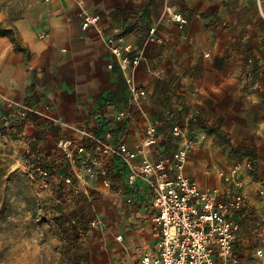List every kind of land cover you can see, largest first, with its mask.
<instances>
[{"label":"crops","instance_id":"crops-1","mask_svg":"<svg viewBox=\"0 0 264 264\" xmlns=\"http://www.w3.org/2000/svg\"><path fill=\"white\" fill-rule=\"evenodd\" d=\"M17 1L12 7L0 0V114H12L3 140L45 163L53 187H81L83 169L70 164L61 140L90 145L103 139L137 151L149 118L161 121L159 141L135 162L170 155L180 143L173 128L188 124L197 142L185 172L200 186L219 185V171L246 147L257 146L256 160L264 159V135L251 133L263 125L249 116L254 73L246 63L263 25L256 0ZM176 11L189 20L184 28L173 19ZM86 12L99 22L84 28ZM110 37L131 44L139 63L122 70ZM132 84L146 91L136 105L128 101ZM20 104L30 108L24 118L17 114ZM125 110L132 117L117 118ZM96 165L107 174L88 179L87 194L106 225L103 264H134L157 239L147 187L140 179L129 185V169L115 156L99 157ZM68 176L73 184L64 182ZM242 180L237 254L242 264H259L264 180L247 172Z\"/></svg>","mask_w":264,"mask_h":264},{"label":"built area","instance_id":"built-area-1","mask_svg":"<svg viewBox=\"0 0 264 264\" xmlns=\"http://www.w3.org/2000/svg\"><path fill=\"white\" fill-rule=\"evenodd\" d=\"M261 5V0H258ZM173 19L181 28L188 25V18L179 11ZM99 22V16L84 13L82 25L88 28ZM155 28L150 30V40H154ZM108 44L112 53L118 58L122 70L129 65H137L140 56L133 58V47L126 44L123 37H110ZM146 91L138 86H130L129 103H140ZM11 106V104H9ZM30 108L20 104L17 112L24 118ZM12 114H0V137L6 132L7 123ZM132 110L118 113L117 118L129 119ZM161 121L149 118L140 148L132 151L124 143L113 144L103 139H95L90 145H78L72 141L61 140L60 148L73 166H79L83 173L77 176L79 183H87L88 179L99 171V157H117L128 169L127 182L134 185L140 179L147 187L153 209V221L157 227V239L152 248L144 252L134 264H242L237 254V242L241 230L240 214L243 211L245 196L240 191L243 186L242 174L255 168V160L248 157L244 164L238 163L228 170H220L221 180L217 186H200L194 177L186 174L185 166L197 139L188 124L176 125L173 135L180 143L170 155L157 161L143 157L136 163L138 153L157 145ZM29 165V175L43 189L51 187L52 177L48 166L43 162ZM65 183L73 184L72 177H65ZM108 185L109 181L105 180ZM264 195V189L260 190ZM132 198L127 202L131 203ZM102 218L93 221V225L102 226ZM117 239L121 241L122 235ZM259 264H264V247L256 251Z\"/></svg>","mask_w":264,"mask_h":264},{"label":"rangeland","instance_id":"rangeland-1","mask_svg":"<svg viewBox=\"0 0 264 264\" xmlns=\"http://www.w3.org/2000/svg\"><path fill=\"white\" fill-rule=\"evenodd\" d=\"M3 3L18 7L20 1ZM256 5L263 25L255 34L246 63L254 73L249 80L255 105L249 116L263 125L251 133L263 136L264 4L256 0ZM3 139L0 137V264H103L102 233L106 225L103 219L102 226L93 225L102 217L96 212L100 206H93L87 194L89 182H78L81 187L59 183L57 187L40 188L29 175L28 164L34 160L15 141ZM251 147L238 153L232 166L244 164L250 157L257 163L253 170L244 172L254 180H264V159L258 162L252 150L257 146Z\"/></svg>","mask_w":264,"mask_h":264},{"label":"trees","instance_id":"trees-1","mask_svg":"<svg viewBox=\"0 0 264 264\" xmlns=\"http://www.w3.org/2000/svg\"><path fill=\"white\" fill-rule=\"evenodd\" d=\"M0 32H2V31L0 30Z\"/></svg>","mask_w":264,"mask_h":264}]
</instances>
